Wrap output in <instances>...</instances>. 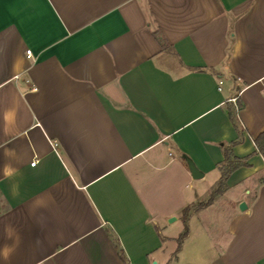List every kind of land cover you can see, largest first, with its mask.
<instances>
[{
  "label": "crops",
  "instance_id": "obj_1",
  "mask_svg": "<svg viewBox=\"0 0 264 264\" xmlns=\"http://www.w3.org/2000/svg\"><path fill=\"white\" fill-rule=\"evenodd\" d=\"M263 130L264 0H0V264H264Z\"/></svg>",
  "mask_w": 264,
  "mask_h": 264
},
{
  "label": "trees",
  "instance_id": "obj_2",
  "mask_svg": "<svg viewBox=\"0 0 264 264\" xmlns=\"http://www.w3.org/2000/svg\"><path fill=\"white\" fill-rule=\"evenodd\" d=\"M254 143L257 147V150L264 156V130L260 132L255 138ZM224 159L222 161V164L220 165V176L218 180L214 183L211 192L209 194V197L205 201L197 202L195 204H191L189 206H186L183 211V220H184V229L182 233L178 237V247L180 248L182 240L185 238V236L188 234V225L187 220L189 215L192 211H196L197 209H200L208 204H210L218 195L224 192V190L227 188V178L230 175V173L238 168L241 165L245 164V158H239L235 156L230 146L224 147L223 149ZM119 255L123 258V260L126 262V257L124 256L122 249H119ZM127 263V262H126Z\"/></svg>",
  "mask_w": 264,
  "mask_h": 264
},
{
  "label": "rangeland",
  "instance_id": "obj_3",
  "mask_svg": "<svg viewBox=\"0 0 264 264\" xmlns=\"http://www.w3.org/2000/svg\"><path fill=\"white\" fill-rule=\"evenodd\" d=\"M187 189L189 191H192L193 190L192 188H189V187ZM207 197H208V191L206 190L204 192V190H201V191H197L196 193H194L193 195H191L190 196V201L203 200V199H206ZM215 210L216 209H213V208L212 209L211 208L206 209V210L200 212L199 213V216L201 217V219H202L203 222H205V223L207 222L208 225H210L211 224V221L213 220L212 214L214 213ZM176 226H179V224L177 223ZM191 227H192V236L190 237V241L187 243V247H191L193 245H196V243H199V242L203 241V240H201L202 238H200V235H199L200 228H199V223L197 222V219L196 218L192 219ZM181 230H182V228H181ZM172 231L170 230L168 232V234L172 235L171 234V233H173ZM178 231H179V229H178ZM176 244H177V241L175 239L173 245L176 246Z\"/></svg>",
  "mask_w": 264,
  "mask_h": 264
},
{
  "label": "clouds",
  "instance_id": "obj_4",
  "mask_svg": "<svg viewBox=\"0 0 264 264\" xmlns=\"http://www.w3.org/2000/svg\"><path fill=\"white\" fill-rule=\"evenodd\" d=\"M3 176L4 177H11L15 174V169L12 168L11 165L5 164L3 169ZM5 233L9 238H13L15 242H18V235L14 236L15 229L11 225H6L5 226ZM13 251V248L11 246L5 245L3 249H0V254L3 255L4 259H7L11 252Z\"/></svg>",
  "mask_w": 264,
  "mask_h": 264
},
{
  "label": "water",
  "instance_id": "obj_5",
  "mask_svg": "<svg viewBox=\"0 0 264 264\" xmlns=\"http://www.w3.org/2000/svg\"><path fill=\"white\" fill-rule=\"evenodd\" d=\"M187 164H188V167H189V170H190V173H191V176L193 178H199L202 176V173L195 167V165L188 159L187 160ZM246 207V204L244 202H241L239 208L240 209H245ZM174 217H171L170 220H173ZM156 262H153V264H155Z\"/></svg>",
  "mask_w": 264,
  "mask_h": 264
},
{
  "label": "built area",
  "instance_id": "obj_6",
  "mask_svg": "<svg viewBox=\"0 0 264 264\" xmlns=\"http://www.w3.org/2000/svg\"><path fill=\"white\" fill-rule=\"evenodd\" d=\"M27 53L30 54V50H27ZM220 83H221V81H219V84ZM229 100L234 104L235 109H238L237 96H233V97L229 98ZM32 164H34V162H32Z\"/></svg>",
  "mask_w": 264,
  "mask_h": 264
}]
</instances>
